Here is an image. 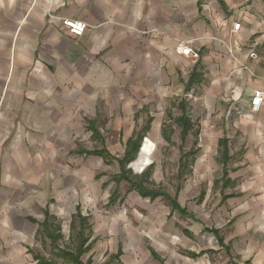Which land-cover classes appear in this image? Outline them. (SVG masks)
I'll return each mask as SVG.
<instances>
[{
  "label": "crops",
  "instance_id": "crops-1",
  "mask_svg": "<svg viewBox=\"0 0 264 264\" xmlns=\"http://www.w3.org/2000/svg\"><path fill=\"white\" fill-rule=\"evenodd\" d=\"M64 19L85 23L84 34L69 35L61 25ZM234 24H239L237 31ZM180 43L197 51L198 60L177 53ZM193 72L200 79L185 91ZM255 90L264 91V0H0V134L6 137L4 145L0 139V157L6 159L0 172V264H24L27 257L37 263L35 257L41 256L37 240L50 246L38 235L44 211L59 221L61 235L66 228L68 242L77 206L91 226L77 201L69 213L71 191L55 189L66 176L54 175L60 170L37 156L73 137L74 109L83 113L84 123L96 122L98 106L111 107L113 122L151 120L145 147L133 163V167L140 164L142 172L152 164L154 146L148 134L153 115L162 108L166 112L180 99L187 102L194 125L185 147L192 144L188 140L192 133H199L190 148L197 150L192 165L199 153L211 151L219 171L213 186L237 190V194L222 192L220 199L223 213L232 210L228 215L233 229L226 230L227 240L219 246L214 234L206 231L218 232L230 222L225 217L215 227L202 228L211 245L206 255L215 254L217 246L226 259L222 264H264V101L258 113H250ZM85 108L92 113L89 119ZM197 111L203 114L198 123ZM162 123L158 131L165 143ZM204 134L212 139L213 148L200 147ZM221 140L227 142L229 158L224 166ZM54 203L63 207L53 208ZM191 231L198 233L196 227ZM131 235L135 234L123 233V243L108 256L119 249L120 258L129 253L131 246L124 247L128 236L135 242L132 248L137 244L140 250V236ZM167 245L168 250L175 246L172 241ZM91 248L81 257L83 263L93 264L87 256ZM146 249L147 261L134 258L130 264H199L193 260L199 256L196 253H188V260L171 261L151 246Z\"/></svg>",
  "mask_w": 264,
  "mask_h": 264
},
{
  "label": "rangeland",
  "instance_id": "rangeland-1",
  "mask_svg": "<svg viewBox=\"0 0 264 264\" xmlns=\"http://www.w3.org/2000/svg\"><path fill=\"white\" fill-rule=\"evenodd\" d=\"M168 106L170 107V105ZM89 109L90 108H85L86 118L88 119V116L92 114ZM109 109H111V107H95V114H99V116L95 117L97 120L94 122V127L99 138H93L90 131L86 132L88 122H82L83 113L78 109H74L71 115V121H73V123L70 124L73 137L67 140V142H65V140L63 141V143H67V147L65 143L61 145L60 142L55 145L56 136L54 135L51 141L57 149L52 145L55 151L52 150L47 153H42L41 151L37 152L39 158L41 157L45 159V161L47 160V162L53 163L56 169L60 170L54 171V175L58 176L62 174L66 176V179L62 178L60 188L57 187L55 189L62 192L67 189L74 195L71 205L68 204L69 213H72L73 204L77 201L81 206L82 212L88 214L91 218L92 235L89 242L92 241V248L87 256L91 255L93 264H105L110 257L108 255L111 250L114 253L118 244H121V242L123 243L121 239L124 233L128 235L135 234L131 236H135L136 238L140 236L141 241L139 242L140 244H138L140 250L137 249V244L136 248H132L135 242L132 240V237L128 236L130 240L124 242V247L129 245L131 248L129 253L127 252L122 258H119V262L122 261L123 264H130V261L134 258L147 261V259H149L146 249L147 246L153 247L156 249V252H159V255H163L165 259L171 261L185 260V258H187V260L191 259L187 254L192 252L199 254L197 259H193L198 261L199 264H208V262L211 261L216 264H222L226 259L224 252L218 251L217 246L213 249L216 251L214 252L215 254L206 255L211 245L205 241L207 236L202 232V228L215 227L217 222L221 223L225 221V217L226 221L230 222H228V224L226 223L225 226L218 231L216 238H221L222 242L227 240L226 230L229 227L233 229L231 226V215L230 218L228 215V212L230 213L232 210L226 208V213H223L225 206L223 205L224 207H220L222 204L220 199L223 194H237V190L224 189L223 191L222 186H213L214 180L219 175V171L215 165V155L211 151L205 153L206 150L204 154L199 153V155H197L198 157L196 156L197 159L195 163L190 167V173L184 174L179 181L178 168L180 154L181 152L185 153L190 150L194 144L195 135L199 133H192L193 136L188 138L192 144L189 147H185L184 144L181 150V148L179 149V131L175 129L177 131L172 136L171 145H166L162 141L158 130L160 129L162 121L167 119L165 115V110L167 108L165 110L162 108L159 114L153 115L155 121L152 122V129L148 134L154 146V152L151 155L152 173L150 180L152 181V185L150 186L149 184V188L160 189L169 197H176L180 209L184 210L182 214L171 211L170 205L166 199L160 197L153 201L142 199L135 192L129 191V187L124 182L118 184L112 182L111 178L118 173L115 163L106 165L99 157L85 155L69 156V154H66V152H77L80 150L92 152L107 148V151L111 153L112 156L117 158L122 157L128 132H130L132 126L134 127L133 132L142 129L146 119L144 118L142 122H138L137 118L130 124L113 122L114 120L109 116ZM171 112L172 117L177 116L178 112L176 109H172ZM202 115L201 111L194 113V116L197 118V121H195L196 123L199 122L198 120ZM113 119H115V116ZM195 129L197 128L195 127ZM207 137L208 135L206 134L202 137L200 136L199 145L202 147V150L213 148L211 147V145L214 144L212 139L210 142ZM0 139L1 144L4 145L6 137L0 134ZM36 145L41 147L40 140L37 141ZM60 148L65 149L58 150ZM57 150L59 153L56 152ZM20 158L23 161V155H20ZM146 160L144 158L142 162ZM4 164L6 165V159L1 156V173L5 169ZM25 164L26 162H22L23 166H25ZM139 165L140 164H136V167L131 165L135 175L141 173V171L138 172L140 169ZM41 173H43V171ZM78 182L81 183L79 186L81 190L78 189ZM179 184V190L178 193H176V187ZM64 186L66 187L64 188ZM115 188L118 189L119 194L117 203L115 202L114 206H109V196ZM61 206L63 207L61 204L54 203L52 207L58 209L61 208ZM40 211L39 205H37L36 213L39 214ZM215 218H218V220ZM33 219L36 222H41L42 220L40 218ZM63 226L66 225H62V228ZM195 227L198 230L197 234L191 231V228ZM66 233L67 231L65 228L62 232V239L58 243V248L64 247L72 249L74 243L71 244L70 241L68 242ZM38 240V246L36 247L38 255L46 259H53L61 262V260L54 255L57 250L54 249L53 251L49 243L44 240ZM169 241L175 244L170 250L167 249ZM133 253H135V256ZM87 256L83 260H85ZM232 259H236V256ZM25 262L24 264H35L30 260V257L25 258Z\"/></svg>",
  "mask_w": 264,
  "mask_h": 264
},
{
  "label": "trees",
  "instance_id": "trees-1",
  "mask_svg": "<svg viewBox=\"0 0 264 264\" xmlns=\"http://www.w3.org/2000/svg\"><path fill=\"white\" fill-rule=\"evenodd\" d=\"M199 79V73L193 72L190 76L188 84L185 86V91H188L191 87V84L198 82ZM170 105V108L165 112L167 119L162 123V138L165 143L171 145L172 135L175 129H178L181 143L179 149L181 148L182 150L184 141L186 140L188 134L193 130L194 125L189 118L188 104L184 99H180L178 102L173 101ZM172 109H176L178 111V116L172 117ZM150 121L151 120L145 123L142 129L137 131L135 130L133 132L132 137L126 142L123 155L120 158L112 156L105 148L92 152L80 150L71 153L99 157L106 165L116 163L118 173L111 178L112 182L116 184L124 182L129 187V191L135 192L142 199H149L150 201H153L159 197L166 199L170 205L171 211L182 214L184 213V210L180 209L176 197L171 198L160 189L149 188V184L150 186L152 185V181L150 180L152 165L146 167L139 175H135L132 171L131 167L133 166L134 161L137 159L138 154L145 147L146 140L144 141V139L150 129ZM87 130L92 133L93 138H99L94 127V122H88ZM218 146L221 149L220 162L224 166L229 161L227 142L225 140H221L218 142ZM196 153L197 150L195 149H191L185 153L181 152L178 168L179 181L184 176V174L190 173V167L193 163ZM179 186L180 184L176 187V193H178ZM118 195V189L115 188L109 196V206L117 201ZM30 220L34 221L32 219ZM206 231L213 233L215 237L218 235L217 231ZM38 235L41 238H46L49 240L52 250H57L54 255L60 259L61 262L45 259L41 256H36V264H92L90 260H87L86 263H82L80 260L81 257L91 248L92 241L89 242V239L92 235V231L91 226L88 223V219L81 215L79 206L76 207V213L72 216L70 224L69 241L71 244L74 243V247L72 249L58 248V243L62 239L59 221L56 218L50 216L48 211L43 212V220L41 223H39ZM217 242L220 246L222 243L221 238H219ZM120 256L121 251L119 249L115 255H111L108 258L105 264H120ZM153 256L154 258L158 259L154 253Z\"/></svg>",
  "mask_w": 264,
  "mask_h": 264
},
{
  "label": "built area",
  "instance_id": "built-area-1",
  "mask_svg": "<svg viewBox=\"0 0 264 264\" xmlns=\"http://www.w3.org/2000/svg\"><path fill=\"white\" fill-rule=\"evenodd\" d=\"M62 27L66 30V32L73 37H81L85 30V23L72 19H64L61 20ZM239 29V24L233 25V30L237 31ZM175 51L184 57H188L193 61L198 60L199 55L198 52L191 48L189 45L183 46V44H178ZM264 101V91L255 90L252 94L251 102L249 105V111L251 114L258 113L261 105Z\"/></svg>",
  "mask_w": 264,
  "mask_h": 264
}]
</instances>
